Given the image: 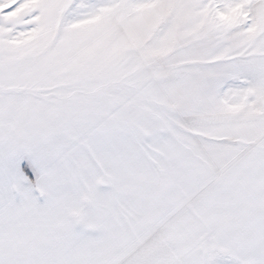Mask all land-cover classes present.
I'll list each match as a JSON object with an SVG mask.
<instances>
[{
    "label": "snow or ice",
    "instance_id": "6c2138e0",
    "mask_svg": "<svg viewBox=\"0 0 264 264\" xmlns=\"http://www.w3.org/2000/svg\"><path fill=\"white\" fill-rule=\"evenodd\" d=\"M0 264H264V0H0Z\"/></svg>",
    "mask_w": 264,
    "mask_h": 264
}]
</instances>
